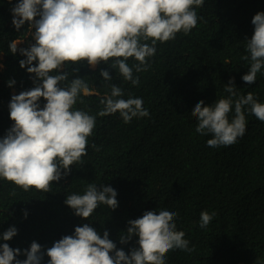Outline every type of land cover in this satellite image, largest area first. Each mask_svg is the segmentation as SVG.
<instances>
[{"label":"trees","instance_id":"trees-1","mask_svg":"<svg viewBox=\"0 0 264 264\" xmlns=\"http://www.w3.org/2000/svg\"><path fill=\"white\" fill-rule=\"evenodd\" d=\"M16 2L0 0V138L14 123L8 109L11 96L34 87L32 74L19 65L25 57L8 49L14 39L25 40L18 48H27L30 40L27 22L19 32L12 25ZM196 11L201 19L195 28L158 42L148 70L134 72L138 86L106 63L76 64L75 72L65 69L69 80L83 77L95 89L76 108L95 115L113 83L122 88L124 99L142 98L149 115L129 123L119 113L97 116L87 154L46 193L0 180V233L10 226L18 229L10 241L0 243L23 251L35 241L46 250L75 227L90 223L101 236L107 230L109 239L127 254L136 240L119 242L127 222L145 211L169 208L178 214L177 230L185 232L193 250H170L167 264H264V122L245 112V134L232 145L213 148L206 143L210 135L195 131L197 120L191 114L199 100L210 105L227 97L225 84L231 78L238 95L251 92L264 103V75L258 73L252 85L241 78L249 67L245 39L253 35L251 20L264 12V0H204ZM128 63H133L131 58ZM102 69L111 81L99 76ZM9 79L16 81L13 87L7 85ZM44 102L41 98V106ZM89 183L114 188L118 207L100 205L89 218L74 215L64 203L66 196L83 194ZM205 210L215 216L201 229L200 213ZM48 259L45 255L42 264Z\"/></svg>","mask_w":264,"mask_h":264},{"label":"clouds","instance_id":"clouds-1","mask_svg":"<svg viewBox=\"0 0 264 264\" xmlns=\"http://www.w3.org/2000/svg\"><path fill=\"white\" fill-rule=\"evenodd\" d=\"M8 2L12 4V0ZM203 4L204 0H17L11 8L12 25L19 32L27 22L30 40L27 48H18L25 40L14 39L8 49L13 55L19 52L25 57L19 65L32 74L34 87L12 95L8 104L14 123L0 138V180L24 191L46 193L52 182L67 176L70 166L87 154L88 137L97 116L119 113L124 123L147 117L142 98L124 99L122 88L113 83L100 100L103 108L95 115L76 108L77 102L83 103V97L94 94L95 89L83 77L69 80L65 69L71 67L75 72L76 64L96 67L106 63L123 80L138 86L140 80L134 72L148 70L158 42L173 40L180 32L187 35L195 28L201 19L196 8ZM251 23L254 31L250 39H245L244 57L249 67L241 77L247 85L255 84L258 73L264 75V12H257ZM99 76L104 81L113 79L104 69ZM15 83L14 79L7 81L9 87ZM236 89L231 78L225 84L227 97L210 105L199 100L192 108L197 120L195 131L212 137L206 142L209 147L229 146L242 137L247 123L245 112L264 122V103L251 92L238 95ZM116 197L111 186L89 183L83 194H69L64 203L74 215L89 218L100 205L116 209ZM177 215L172 209L162 208L129 220L119 237L121 244L136 237L135 246L127 254L109 239L107 230L101 236L90 223H84L46 250L35 241L23 251L0 243V264H42L45 255L49 257L47 264H167L170 250H193L184 238L185 232L177 230ZM24 216L27 218L26 211ZM214 216L215 212L202 211L199 227L207 228ZM17 233L18 229L10 226L0 233V241H10ZM21 255L26 259H18Z\"/></svg>","mask_w":264,"mask_h":264}]
</instances>
